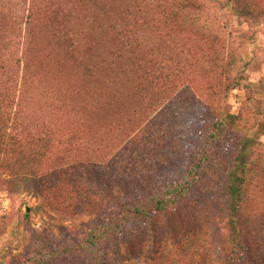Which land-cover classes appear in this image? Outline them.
<instances>
[{
  "label": "rangeland",
  "instance_id": "374dc122",
  "mask_svg": "<svg viewBox=\"0 0 264 264\" xmlns=\"http://www.w3.org/2000/svg\"><path fill=\"white\" fill-rule=\"evenodd\" d=\"M238 1L251 22L225 3L175 17L174 0H46L49 22L32 32L26 70L66 98L57 152L99 153L104 164L95 169L82 155L68 201L42 186L11 192L3 175L0 264H242L226 226L224 179L244 137L253 140L252 180L238 223L264 264V0ZM142 40L148 46L138 47ZM128 57L149 73L128 72ZM217 121L227 131L211 144ZM72 126L84 139L76 154L65 143ZM74 181L103 195L101 205L90 210L71 196ZM181 182L187 191L168 209L99 239L105 219L118 224L125 207L150 211Z\"/></svg>",
  "mask_w": 264,
  "mask_h": 264
},
{
  "label": "trees",
  "instance_id": "16d2710c",
  "mask_svg": "<svg viewBox=\"0 0 264 264\" xmlns=\"http://www.w3.org/2000/svg\"><path fill=\"white\" fill-rule=\"evenodd\" d=\"M196 1L174 0V16L177 17L183 11L196 12L206 9L209 5L225 3L238 12L241 20L251 22L254 19L252 10L247 5H241L238 0ZM49 8L50 4H47L46 0H0V178L6 175L12 179L13 186L11 185L12 187L9 189L11 192L20 190L21 186L26 188L42 186L43 191L47 192H53L57 189L62 195L61 199L68 201L72 199L69 196V187L72 186L69 177L73 176L75 171L81 168V165H85V162L81 161L82 155H86L87 160L95 169L104 164L105 156L99 153L83 152L79 155L75 153L76 150L80 149L79 143L84 141L75 133L77 131L76 126L67 127L65 131L67 136L65 143L70 144L71 152L76 154L75 159L69 160L67 155H61L57 152L59 140L58 134L55 133L58 130L56 124L64 116L62 107L66 98H61L53 89L48 90L46 88L45 90V88L40 87V78L37 76L35 79L26 70L28 64L26 54L33 44L32 32L39 22L44 24L49 22ZM186 17L187 22L194 24L189 15ZM127 33L128 31H120V35H127ZM141 43L138 44V47L148 46L146 40H142ZM150 47V51H152L154 47ZM127 60L132 64V66L127 67L128 72H131L132 68L136 66L140 71L149 73V69L138 65V62H135L132 57H128ZM22 62L23 67L21 69ZM229 122L230 125L234 124L235 121L232 116L229 117ZM213 129L214 132L210 135L211 144L216 140L220 141L222 135L227 131L226 125L222 121H217ZM237 145L239 148L236 149L232 168L226 173L224 179V200L227 207L226 226L231 234L230 241L235 243L234 246L237 248L240 245L243 249L241 263L257 264L256 260L259 259L252 256L255 247L240 235L238 223L248 198V185L252 180L248 169L249 148L253 147V140L244 137L237 141ZM56 152L59 154L58 156H55ZM205 152L204 156L199 159V168L203 165ZM69 161L77 162L68 163ZM66 163L67 165L72 164L73 167L66 170ZM199 168L196 174H199ZM52 176L54 177L53 180L50 179ZM189 184L181 182L177 185L166 186L162 197L152 199L155 204L150 211L146 207H125L121 216L122 220L118 224H113L114 220L118 218L105 219L99 239H104L108 233L123 232L133 216L148 218L151 211L162 213L172 206L173 202L182 197ZM73 186L77 189L71 196H76L85 208L95 209L104 201L103 195L90 192L87 188L80 189L78 182L74 181ZM80 190L83 196L79 195ZM99 216L102 218L101 213ZM25 217L27 220L28 215ZM105 221L109 223L106 225ZM105 225L106 227H104ZM89 234L94 237L92 232ZM102 262L106 264L104 261ZM95 264H99L96 257Z\"/></svg>",
  "mask_w": 264,
  "mask_h": 264
}]
</instances>
